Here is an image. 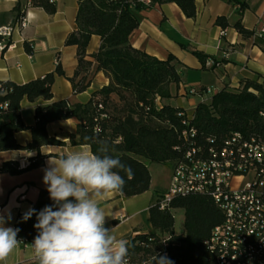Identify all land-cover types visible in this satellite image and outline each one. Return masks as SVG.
Segmentation results:
<instances>
[{
  "label": "trees",
  "instance_id": "trees-1",
  "mask_svg": "<svg viewBox=\"0 0 264 264\" xmlns=\"http://www.w3.org/2000/svg\"><path fill=\"white\" fill-rule=\"evenodd\" d=\"M229 1L238 6V14L247 6L246 0ZM30 2L31 6L48 14L55 12L52 0ZM169 2L175 3L187 18L195 17L194 0H150L148 4L139 0H78L76 27L64 40L65 45L76 47L77 59L76 69L67 79L74 93L88 87L90 78L87 71L91 62L84 59L85 50L90 36L97 35L100 45L92 58L96 70H101L108 78V84L93 92L85 103L71 104L58 100L37 105L34 124L28 127L20 116V102L37 98L50 100L55 75H64L60 64H56L54 71L25 83L0 81V152L35 151L25 167H20L17 161H5L0 165V173L18 175L41 167L46 156L40 153V148L64 144L47 134L46 125L68 118L77 122L75 132L69 135L70 145H87L97 152L95 141L105 140L112 149L110 154L131 166L134 173L131 179L124 172L120 173L126 181L120 192L124 198L148 189L150 175L147 163L172 167L182 159L188 148L181 137L185 128L193 126L196 129L194 139L203 148L211 145L207 138L214 140L212 146L219 147L232 133H239L244 139L264 142V84L246 80L240 89L224 88L211 94L208 102L196 104L186 124H182L187 117L185 113L178 115L182 109L164 102L170 98V86L180 80L176 58L172 55L166 59L151 56L132 47L129 37L138 26L137 13L140 10ZM12 10L15 18L22 17L19 3ZM215 24L226 28L227 18L218 16ZM232 26L243 38H253L254 33L242 25L240 18ZM253 42L261 46L264 35L253 38ZM24 48L31 53L27 43ZM191 53L205 65V54L195 50ZM157 99L161 100L160 105L156 103ZM26 129L30 130V140L20 145L14 134ZM52 203L47 189H40L31 209L38 213ZM176 209L183 210L182 234H175L173 230V211ZM26 213L17 215L13 228L20 229L18 239L29 242L37 235L34 228L37 221L36 214L25 221ZM148 215L152 232H136L125 238L131 245L129 264H153L155 253L165 254L174 264H217L205 241L211 230L221 223L223 214L211 197L204 194L175 197L163 210L156 199L148 208ZM17 264H37V261Z\"/></svg>",
  "mask_w": 264,
  "mask_h": 264
},
{
  "label": "crops",
  "instance_id": "crops-1",
  "mask_svg": "<svg viewBox=\"0 0 264 264\" xmlns=\"http://www.w3.org/2000/svg\"><path fill=\"white\" fill-rule=\"evenodd\" d=\"M52 2L55 12L48 14L43 9L31 6L30 0H0V26L11 25L13 28L8 40L10 46L0 54V81L25 83L54 71L57 63L64 72L63 76L55 75L50 100L37 98L35 101L23 99L20 102V116L28 127L34 124L37 105L58 100H66L71 104L85 103L93 92L108 84V78L101 70H96L92 58L99 48L100 38L91 35L84 57L91 62L87 71L90 83L84 91L74 93L67 77L73 75L77 66L76 47L65 45L64 40L76 27L78 0ZM16 3L20 4L23 13L19 19L15 18L12 10ZM246 3L241 14L237 13L238 6L229 0H194V18H187L172 2L155 4L137 13L138 26L129 37L132 47L158 59L172 55L177 60L180 80L178 84L170 86V98L165 103L182 109L186 116L192 117L196 104L208 102L215 92L224 88L240 89L246 80L264 84V44L260 46L253 42V38L259 37L264 30V0H246ZM218 16L227 18L226 28L215 24ZM238 18L246 29L254 33L253 38L245 39L233 28L232 24ZM20 19L25 20L23 26L17 24ZM25 43L30 46L31 53L25 50ZM191 50L205 54L206 61H211L212 66H203ZM203 87H209L211 93H201ZM190 88L197 92L188 94ZM156 103L160 105L161 100L157 99ZM76 123V119L68 118L46 125L47 134L64 144L42 146L40 153L46 157L41 167L18 175L0 173V216L6 219L11 217L5 226L13 227L17 215L32 208L39 190L47 189L43 175L49 158L55 159L62 154L89 147L68 143L69 135L75 132ZM14 137L18 144L25 145L30 140V130L16 132ZM34 155L35 151H1L0 165L13 160L20 167H25L28 159ZM168 167L171 175L172 167ZM149 175L150 183L146 191L129 198L117 193L101 203L106 212L115 216V219L107 218L106 227L112 228L117 239H125L136 232H152L148 208L165 191L169 180L161 186L158 182L154 183L150 171ZM183 232L182 227L181 231L174 233ZM18 240L21 243L0 264H17L35 259L31 246L33 241Z\"/></svg>",
  "mask_w": 264,
  "mask_h": 264
},
{
  "label": "clouds",
  "instance_id": "clouds-1",
  "mask_svg": "<svg viewBox=\"0 0 264 264\" xmlns=\"http://www.w3.org/2000/svg\"><path fill=\"white\" fill-rule=\"evenodd\" d=\"M88 139V138H86ZM97 152L90 147L49 158L43 183L52 204L38 213L29 209L23 219L36 214L37 235L31 243L37 264H129L131 247L117 239L106 227L113 214L101 206L123 191L125 175H134L130 165L110 154L109 143L97 139ZM0 216V262L6 261L21 243L19 228L5 226L10 220ZM153 264H174L166 255L155 253Z\"/></svg>",
  "mask_w": 264,
  "mask_h": 264
},
{
  "label": "built area",
  "instance_id": "built-area-1",
  "mask_svg": "<svg viewBox=\"0 0 264 264\" xmlns=\"http://www.w3.org/2000/svg\"><path fill=\"white\" fill-rule=\"evenodd\" d=\"M17 24L23 26L25 20ZM12 30L11 25L0 26V54L10 46ZM196 92L192 88L187 91ZM201 93L210 94L211 89L203 87ZM195 135L193 126L181 131L188 148L171 168L168 186L158 198L159 208H168L175 197L208 195L223 214L205 241L217 264H264V142L232 133L219 147L212 146L214 140L207 138L211 145L203 148Z\"/></svg>",
  "mask_w": 264,
  "mask_h": 264
},
{
  "label": "rangeland",
  "instance_id": "rangeland-1",
  "mask_svg": "<svg viewBox=\"0 0 264 264\" xmlns=\"http://www.w3.org/2000/svg\"><path fill=\"white\" fill-rule=\"evenodd\" d=\"M171 169V168H170ZM148 170L150 171V174L152 175V179L154 183L158 182L161 186H164L167 184L169 180V167L164 166L163 164H156V163H149L148 164ZM174 215V226L173 230L174 232H179L182 229V221H183V210L176 209L173 211Z\"/></svg>",
  "mask_w": 264,
  "mask_h": 264
}]
</instances>
